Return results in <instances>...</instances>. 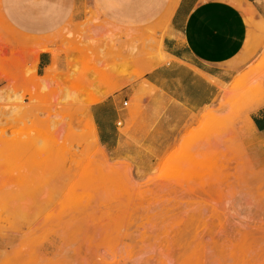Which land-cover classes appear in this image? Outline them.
I'll return each instance as SVG.
<instances>
[{
    "label": "rangeland",
    "instance_id": "rangeland-1",
    "mask_svg": "<svg viewBox=\"0 0 264 264\" xmlns=\"http://www.w3.org/2000/svg\"><path fill=\"white\" fill-rule=\"evenodd\" d=\"M248 22L236 75L214 103L172 123L168 139L154 129L163 138L141 141L152 163L110 159L90 106L111 73L133 82L165 62L163 21L128 58L115 50V29L75 37L77 83L60 87L56 67L51 83L38 79L19 49L24 65L10 81L8 46L18 39L0 22V264H264V141L251 124L264 107V0Z\"/></svg>",
    "mask_w": 264,
    "mask_h": 264
},
{
    "label": "crops",
    "instance_id": "crops-1",
    "mask_svg": "<svg viewBox=\"0 0 264 264\" xmlns=\"http://www.w3.org/2000/svg\"><path fill=\"white\" fill-rule=\"evenodd\" d=\"M257 1L178 0L168 18L171 0H0V22L18 39L8 46V77L12 81L24 65L16 54L19 49L26 58L31 55L38 79L50 78L56 67L57 80L52 83L74 85L70 67L82 55L72 48L78 44L75 37L90 42L115 29L121 37L115 50L128 58L133 41L143 37L147 27L160 31L163 21L165 62L133 82L111 73V84L98 90L99 101L90 106L97 142L110 159L152 163L141 151V141L163 138L154 136V129L168 139L172 123L212 105L221 85L236 75L231 64L248 44V20ZM89 20L110 27H95ZM139 54L136 67L144 66ZM130 101L147 107L128 108ZM251 124L264 141V107L251 115Z\"/></svg>",
    "mask_w": 264,
    "mask_h": 264
},
{
    "label": "bare ground",
    "instance_id": "bare-ground-1",
    "mask_svg": "<svg viewBox=\"0 0 264 264\" xmlns=\"http://www.w3.org/2000/svg\"><path fill=\"white\" fill-rule=\"evenodd\" d=\"M177 2H178V0H171V2H169L170 3V7H167V8H169L168 9V12H167V10H165V12H167V17L169 18L170 16H171V14H172V11L174 10V8L176 7V5H177ZM168 6H169V4H168ZM166 15V14H165ZM164 14H163V16H165ZM167 19V18H166ZM163 20V19H162ZM157 44H159V42L157 43ZM156 44V45H157ZM160 45H161V54L163 55V57L164 58H166V54L164 53V51H163V47H162V42L160 43ZM256 91V90H255ZM10 175H11V172H10ZM7 177H5V176H3V180H4V182L7 180L6 179ZM8 180H9V178H8ZM14 180V179H13ZM12 181V180H11Z\"/></svg>",
    "mask_w": 264,
    "mask_h": 264
},
{
    "label": "built area",
    "instance_id": "built-area-1",
    "mask_svg": "<svg viewBox=\"0 0 264 264\" xmlns=\"http://www.w3.org/2000/svg\"><path fill=\"white\" fill-rule=\"evenodd\" d=\"M128 103H125V105H127Z\"/></svg>",
    "mask_w": 264,
    "mask_h": 264
}]
</instances>
